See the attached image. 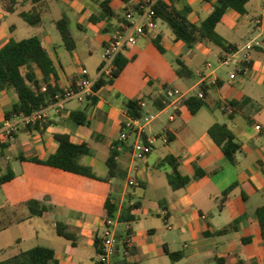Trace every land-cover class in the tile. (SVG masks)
<instances>
[{"label": "crops", "instance_id": "0c3cea01", "mask_svg": "<svg viewBox=\"0 0 264 264\" xmlns=\"http://www.w3.org/2000/svg\"><path fill=\"white\" fill-rule=\"evenodd\" d=\"M18 1H24L25 5L16 12L9 13L1 5L0 7L6 13L20 16L19 11L29 9L31 3L25 0ZM48 1L50 5L52 0ZM69 1H71L69 8L77 17L76 26L79 29H87L88 26H92L95 30L105 34L101 40L103 48L104 42L115 26L116 19L111 21L110 30L103 32L106 23L93 24L88 19L90 13L99 11L98 5L93 0ZM263 1L256 0L258 7L253 10L249 7V0L246 14L228 10L220 22L228 29V38H223L228 43L237 46L238 54L241 57L245 53L244 44L249 40L256 39L255 47L249 54L251 68L246 69L243 73H237L235 78H230L229 70L221 71V65L213 69L211 68L212 64L211 67H207L206 64L209 61L206 56L212 51L210 45L198 43L193 48H188L184 42L176 40L174 35L164 34L163 31H155L139 38L142 40L144 37H149L152 42L151 39L156 35H161L158 32H162L164 37L161 35V43L166 52H171L173 64L176 57L180 54L184 55L183 62L192 70V76L188 78L193 81L190 84L192 87H198L203 81L211 83L212 79H216V84H210L211 97L221 103L234 102L235 104L232 114H228L224 108L215 104L211 107L204 106L196 114L191 115L183 106H178L179 113L175 112L178 101L171 100L165 108L157 110L152 102L145 99L146 104L143 108L149 110L150 113L156 112L154 118L146 125L145 133L147 135H158V133L152 132L151 125L168 109H172L173 113H176V116L173 119L169 118V121H176L184 116L187 122L173 128L163 124L161 128L164 135L161 136L160 145H155L154 150L142 160H136L133 157L131 152L133 136H130L119 150L116 158L119 165L127 172L124 180L116 178L98 180L39 164L32 159H46L54 153L57 149L54 134L66 133L70 135L73 142L88 143L91 152L80 157L81 163L90 166L93 172L99 176L107 174L106 160L121 131L122 121L125 118L126 101L129 98L141 97L133 96L132 92V94L124 95L123 98L121 90L112 89L126 68L138 60V53L131 47L126 54L128 57L134 55V60L126 65L112 84L105 85L96 92L95 103L77 101L76 105L67 106L71 102L69 101L61 112L49 114L45 127L21 129L14 138L3 142V144H8L6 148L1 149L0 147L1 158L6 157L7 150L14 146L18 147L17 157L22 167L21 179L24 189L22 186L19 196L7 197L6 204L0 207V221L11 218L14 220L1 232L9 230L13 225L32 221L34 217L21 221L22 217L28 213L23 204L25 201L29 199L45 201L53 207L40 217L49 219L54 231L55 225L59 221L66 224L68 230L76 235L75 245L68 240L67 242L59 239L49 241L50 246L48 245V247L54 250L57 264H96L98 253L95 248V238H102L106 215L104 201L111 195L118 204L116 218L124 205L136 201L140 203L135 221L122 222L115 227L118 236H123L127 228L131 230L135 249L128 256H124L121 250L117 251L112 259L113 264H187V262L202 259H212L215 262V257H225L228 263H234L241 259L247 264H250L252 260H256L258 264H264V237L261 235L258 220L254 215L255 209L264 201L260 200L255 203L253 201L254 198L257 200L258 194L264 196V143L257 138V136L264 137V134L255 129L256 124L262 126L264 124L248 115V109L255 107V96L242 88L243 85H237L243 78L253 82L248 86L249 88H253L255 85H264V24L257 27L255 23V19L260 14H264ZM185 3L191 5L192 11L189 18L196 22L204 19L211 9V5L202 0H182L178 6L182 7ZM113 4L121 11L120 0H114ZM199 7H202L203 10ZM50 9L44 14L49 13ZM85 19L89 23H86ZM49 22L51 23L52 20ZM40 26H43L44 30L48 29L46 22H43V17ZM15 29L14 24L0 26V45L9 37L14 36ZM47 33L44 32V40H41L55 63L60 85L68 86L73 81H77L78 75H69L63 72L61 60L51 49V47L55 48L57 43L52 42L46 35ZM229 37H235L237 42L231 41ZM201 58L204 60H200ZM188 60L199 63V66L194 70L189 66ZM160 65V67L171 69L173 73L157 82L158 72L152 66H146L143 68V72L147 84L153 86L157 82L158 86H161L162 83L175 85V82H180L179 88L187 87V85L184 86V78H180L176 74V66L173 67L166 59L161 58ZM147 70L152 71V76L147 74ZM241 77L243 78L241 79ZM149 80L151 83L148 82ZM190 85L188 86L191 87ZM175 87L177 86L175 85ZM146 95L154 97L159 93L150 90L143 96ZM125 96L127 97L125 98ZM17 99L13 88L0 91V123L5 118V111ZM79 110L84 111L87 115L84 123H77L71 118V114ZM196 116L199 117L198 121L192 122L191 120ZM245 119H248L249 122H245ZM214 123L227 124L242 142V149L236 154L235 164L227 159L221 148L210 137L208 128ZM21 132L24 133V136L19 137ZM164 136L168 137L166 143L162 141ZM247 141L252 142L248 147H246ZM240 153H242V157H238ZM170 155L177 160L180 173L191 177L184 187L173 189L169 184L168 175L172 172V168L166 159ZM9 165L8 160H0V175L9 168L15 174L11 180L0 184V188L17 180L18 175ZM196 166L206 171L215 168L218 170L212 175L194 178ZM129 179H133L134 183L129 184ZM234 182L237 185L230 193V200L223 209L219 210L216 196ZM143 222H146L147 226L140 228L139 226ZM232 223H235V229H230L224 234L216 233L217 230ZM35 233L36 242L33 246L44 245L38 242L39 235L37 231ZM20 240L22 239H17V241ZM8 248L9 246L0 247V253L7 252ZM26 249L19 246L17 252L11 253L5 258ZM166 250L181 251L183 255L173 261L167 255ZM5 258H0V260Z\"/></svg>", "mask_w": 264, "mask_h": 264}, {"label": "trees", "instance_id": "16d2710c", "mask_svg": "<svg viewBox=\"0 0 264 264\" xmlns=\"http://www.w3.org/2000/svg\"><path fill=\"white\" fill-rule=\"evenodd\" d=\"M31 3L29 9H22L19 11V15L30 26H40L42 24V15L50 9L48 0H25ZM99 7V11L90 13L88 19L91 23L97 24L99 22L106 23L103 28V32H108L111 27V21L123 19V14L129 9L137 8L138 3L141 0H120L121 11L118 10L114 4V0H93ZM182 0H157L155 9V19L166 23L171 29L176 40H181L188 47L192 48L198 43L205 45H216L220 48V57H224L234 51H237L235 44L228 43L221 35L216 31L217 25L222 21L228 10H235L240 14H246L247 4L249 0H202L203 2L211 5L208 15L200 21H192L189 18V14L192 11L191 5L188 3L183 4L182 7L178 4ZM0 5L9 13L18 11L25 2H19L18 0H1ZM264 6V1H263ZM56 29L59 32L64 47L69 50H75L76 41L73 37L70 24L66 17L55 21ZM154 46L163 54L166 52L164 46L161 43V35H156L152 39ZM105 43V42H104ZM255 47V46H254ZM126 48L119 53L116 58V67L113 71V78L105 79L100 78L94 85L96 92L105 85H110L114 82L115 78L120 76L126 65L134 60L135 56H127ZM178 67L175 69L176 74L180 77H191L192 70L180 59L177 60ZM252 66L251 60L241 63L240 69L237 73H243L246 69H250ZM76 81V80H75ZM73 81V82H75ZM148 82L151 83L149 80ZM58 76L55 63L51 58L47 48L43 45V42L38 36H30L17 40L14 36H11L0 45V91L13 88L17 94V101L11 105V107L5 111L4 116L10 117L13 113L16 114H28L34 109L48 105L54 98L55 94L62 92L63 88ZM214 83L201 82L198 85V90L202 92L199 96L197 93L191 94L178 101V105L175 108V112L179 113L178 106L187 108L191 115L196 114L204 106L217 105L224 108L231 105L233 107L231 113L234 111V102L224 103L216 101L210 95L211 85ZM163 92L158 96H141L129 98L126 101V110L129 116L134 118H142L148 111L141 106L143 101L149 100L157 110H162L171 101L166 96V89L174 88L175 86L170 83H162ZM87 101L95 103L96 97H90ZM73 121L77 123H84L87 115L84 111H74L71 114ZM46 123V122H45ZM43 123L42 127L46 124ZM31 128V127H29ZM27 128V129H29ZM38 128V126H34ZM25 130V129H24ZM17 133V132H16ZM16 133L10 138L0 136L1 149L6 148L8 143L3 142L15 137ZM208 133L214 142L221 148L227 159L236 163V154L242 149V142L236 137L233 131L225 123H214L208 128ZM54 139L57 142V149L54 153L50 154L46 159L33 158L32 160L49 167L57 168L63 171L80 174L90 178L98 180H109L116 178L124 180L126 178V170L123 169L118 161L117 156L119 151L116 149L118 146V139L114 141L112 148L110 149V155L106 160L108 166V172L105 176H99L93 172L92 168L88 165L81 163L80 157L85 154H90V148L88 143L73 142L70 135L66 133H55ZM122 145L125 142L121 143ZM169 162L172 172L168 175V181L173 189L184 187L191 180V177L184 176L178 169V162L173 156H169L166 159ZM218 168L210 171L203 170L199 166L195 167L194 178H200L205 175H212L216 173ZM264 171V169H263ZM15 176L14 172L9 168L5 173L0 175V184H3L11 180ZM237 183L230 184L219 195L216 196L217 207L219 210L223 209L225 204L230 200V193L236 187ZM246 199L245 194H243ZM28 213L25 217H22L21 221L25 218L40 217L46 212L52 209V205L45 201L38 199H29L23 203ZM140 208L139 201L128 203L124 205L117 219L119 222H132L137 218L136 211ZM105 218H115L118 210V204L116 200L109 195L104 201ZM254 215L258 220V225L261 231L262 237H264V203L259 205ZM13 219L0 221V232L6 229L13 223ZM230 229H235V223L227 225L216 231L217 234H224ZM55 232L58 236L70 241L73 245L76 244V235L72 231H69L67 225L62 222H57L55 225ZM206 235H209L206 233ZM124 245L129 248V254H131L135 247L132 241V232L128 228L123 235ZM96 252L99 253L102 248V238H95ZM167 255L171 260L175 261L181 258L183 252H170L166 250ZM128 254V255H129ZM124 255V256H128ZM216 264H247L244 260L239 259L234 263H228L225 257H215ZM0 264H57L55 252L51 247L44 245H35L29 249L21 250L17 254L8 258L0 260ZM250 264H258L256 260H252Z\"/></svg>", "mask_w": 264, "mask_h": 264}, {"label": "rangeland", "instance_id": "374dc122", "mask_svg": "<svg viewBox=\"0 0 264 264\" xmlns=\"http://www.w3.org/2000/svg\"><path fill=\"white\" fill-rule=\"evenodd\" d=\"M260 2V0H258ZM71 1L69 0H52L50 1V12L44 14L43 22H46L47 30H44L43 26H30L27 22L24 21L23 18L18 16L17 14H9L4 12L0 7V26H7V24H14L15 25V31H14V37L17 40L27 38L30 36H38L42 40H44L45 34L44 32H48L46 35L51 39L52 42H56L57 45L55 48H52V51L56 53L58 58L61 60V63L63 65V72L65 74L69 75H78L83 67L87 68L91 73H94L97 66L99 65V62L101 60V54L103 52V48L101 45V40L105 36L101 31L95 30L94 27L88 26L87 29H79L76 26V16H74V13L69 8ZM117 3V1H116ZM249 7L253 10L258 7L256 0H250ZM202 9V7H199ZM206 14V13H205ZM62 16H66L69 24L71 26L73 37L76 41V48L74 51L67 50L60 38V35L58 31L56 30L54 26V21L61 18ZM3 18V19H2ZM52 22L50 23L49 21ZM87 19H85L86 21ZM85 23V22H84ZM86 23H89L86 21ZM157 31H163L164 34H172L171 29L168 27L166 23H163L161 21L157 22L156 28L153 32ZM216 31L219 35L222 37L228 38V29L222 24H218ZM161 35L162 32H158ZM164 37V35H163ZM231 41L237 42V39L235 37H229ZM163 41V40H162ZM186 45V44H185ZM188 47V45H186ZM135 52L138 53V60L131 63L125 70V72L117 79V82L115 83V86L112 87V89H119L122 92V96L124 98V95L126 94H132L133 96H143L146 92L150 90H154L155 93H161L163 92L162 87L158 86L157 82H160L164 77L170 76L173 72L169 68H163L160 67V58L166 59V61L169 64H172L173 67H178L177 60L184 59V55L180 54L178 57H176L175 63L173 64V56L171 55V52L167 51L166 53L161 54L155 47L154 44L150 41L149 37H144L142 40H139L138 43L130 46ZM194 47V46H193ZM192 47V48H193ZM212 51L206 56L207 60L211 62L212 69L217 68L220 66L221 71L227 72L228 70L231 71L233 69V65L230 67L223 66L218 59V53L220 51V48L216 45H210ZM190 48V47H188ZM189 54L187 55V57ZM200 60H204L201 58ZM183 61V60H182ZM189 66L192 68H195L199 66V63L195 61L188 60ZM146 66H152L159 75V78L157 82H155V85H149L146 82V76L143 72V68ZM147 74L149 76H152V71L147 70ZM184 78V86L192 84V79H188L189 77H183ZM243 77H241L242 79ZM240 80V79H239ZM248 81V82H247ZM241 84V85H240ZM250 84H253L252 81L245 80L243 78L240 80L237 85L242 86L245 90L248 92H251L254 97L255 107L253 109H248V115L263 123L264 124V85L257 86L255 85L253 88H249L248 86ZM175 85L179 88L180 82H175ZM174 85V86H175ZM155 86V87H154ZM191 86V85H190ZM247 86V87H246ZM132 88V91H131ZM155 88V89H154ZM181 88V87H180ZM186 88V87H184ZM183 88V89H184ZM126 93H125V91ZM250 90V91H249ZM254 90V91H251ZM135 92V93H134ZM165 93V91H164ZM127 96H125L126 98ZM77 104L76 100H71L70 103H68L67 106H74ZM149 111V110H148ZM172 109H168L165 112H163L157 119L156 122H154L151 125L152 132L158 133V140L156 142V145L159 146L161 143V136L164 135L163 129L161 128L163 124L166 126L173 128L179 125H182L184 122L186 123L187 120L184 118V116L178 118L176 121H169V115L172 114ZM149 115H154L156 112H148ZM199 119L198 116L194 117L191 121L197 122ZM245 122H249L248 119H245ZM24 136V133L21 132L19 134V137ZM263 143H264V137L257 136ZM246 147H248L252 142L247 141ZM243 152H246L243 150ZM18 147L14 146L12 149L6 151V157L1 158L8 160L9 166L15 171V173L18 175L17 180H15L12 183H9L8 185L0 188V207L6 204L5 199L7 197L13 198L15 196H19L22 191L23 182L21 179L22 174V167L20 160L18 159ZM264 154V152H263ZM238 157H242V153L238 154ZM5 162V161H4ZM3 162V163H4ZM24 189V186H23ZM255 199V198H254ZM255 202H258L260 200L264 201V196L258 194L256 196L257 200H254ZM145 227L146 222H143L139 227ZM38 232L39 238L38 242L42 243L46 246H50L49 241L53 239H59L60 241H66L63 238H60L56 235L53 226L50 224V220L46 219L44 217H34L31 222H22L16 225H13L9 228V230L5 232L0 233V247H8V251L4 253H0V258H5L9 256L11 253L17 252L19 249V246H21L23 249L30 248L33 246V244L36 242V233ZM18 238H21L22 240L17 241ZM180 247V244H178ZM187 264H215V262L210 260H200V261H190L187 262Z\"/></svg>", "mask_w": 264, "mask_h": 264}, {"label": "built area", "instance_id": "2783aa9c", "mask_svg": "<svg viewBox=\"0 0 264 264\" xmlns=\"http://www.w3.org/2000/svg\"><path fill=\"white\" fill-rule=\"evenodd\" d=\"M157 0H141L137 8L129 9L124 12L123 19L116 20L115 26L107 37L104 45L103 52L101 54V62L94 74H90L89 70L83 67L78 74V79L72 82L70 85L65 86L62 92L55 94L53 100L46 106L34 109L28 114H16L13 113L10 117L4 118L0 123V136L10 138L14 133L21 129H27L34 126H42L48 119L51 112H61L65 104L71 100L78 102L87 101L90 97L96 95L94 90L95 83L100 78L110 79L113 78V71L116 67V58L121 51L136 44L141 36L152 33L157 25L155 19L154 5ZM255 23L257 27L264 24V14H260ZM256 43V39L249 40L244 44V55L241 57L238 51H234L224 57H220L219 60L223 66L230 67L233 65V69L230 71V78H235L237 70L240 69L241 63L249 61L250 51L253 49ZM207 67H211V63L208 62ZM211 83L216 84V79H212ZM166 96L172 101H179L180 99L187 97L191 94L197 93L199 96L202 92L198 90V87H186L184 89L174 87L168 88L165 91ZM145 101L141 103V106H145ZM233 107L231 105L226 106L228 113L232 112ZM176 113L169 115L170 119H173ZM154 118V115L145 114L142 118H134L128 115L127 110L125 112V118L122 121V128L118 136V146L116 149L119 151L122 148L123 142L128 140L130 136H133L131 143V152L136 160H142L149 155L155 148L158 140V135H147L145 133L146 125ZM255 129L261 131L264 134V126L256 124ZM163 142H168V137H162ZM129 184H133L134 180L129 179ZM165 214V213H164ZM122 222L115 218L104 219V230L102 232V248L97 254L96 264H113V257L117 251H122L123 255L129 254V248L124 245V237L118 236L115 227ZM124 223V222H123ZM168 227H171L168 225ZM128 229V228H127Z\"/></svg>", "mask_w": 264, "mask_h": 264}]
</instances>
